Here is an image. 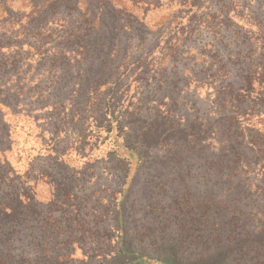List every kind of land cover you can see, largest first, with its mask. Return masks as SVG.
Returning a JSON list of instances; mask_svg holds the SVG:
<instances>
[{"label": "trees", "instance_id": "obj_1", "mask_svg": "<svg viewBox=\"0 0 264 264\" xmlns=\"http://www.w3.org/2000/svg\"><path fill=\"white\" fill-rule=\"evenodd\" d=\"M160 9L167 13L159 57L153 52L143 59L139 41L156 34L147 16ZM129 64L145 76H133L132 89H143L141 101L130 97L131 108L121 117L129 133L110 128L116 148L92 152L99 163L116 160L123 180L112 201L100 198L108 208L92 231L87 213L79 216L86 206L68 202L61 154L53 156L45 134L39 142L44 152H22L16 119L87 115L119 81L115 72ZM41 66L37 74L51 83L36 89L33 71ZM179 66L180 87L167 75ZM156 78L158 88L171 86V94L147 105V86ZM181 101L191 115L174 112ZM141 111L154 114L143 117ZM119 131L124 133L121 126ZM167 142L189 145L194 156L209 161L215 184H228L213 201L218 244L208 264H226L228 238L218 232L232 225H248L243 240L263 244L264 236H256L264 233V0H0V264H182L174 248L156 256L131 246L123 204L147 150ZM45 158L57 164L50 206L36 199L32 184L34 160ZM40 177L52 178L48 170ZM57 202L66 215L75 212L72 220L63 211L52 214Z\"/></svg>", "mask_w": 264, "mask_h": 264}, {"label": "rangeland", "instance_id": "obj_2", "mask_svg": "<svg viewBox=\"0 0 264 264\" xmlns=\"http://www.w3.org/2000/svg\"><path fill=\"white\" fill-rule=\"evenodd\" d=\"M166 13L165 9H160L148 14L146 24L149 30L156 34H149L145 41H139L138 48L144 55L143 59L153 52L155 59L159 57L157 53L161 47L159 30L163 27L162 22L165 20ZM137 41L138 39L134 42ZM42 68L43 66L33 71V75L39 73ZM127 68L130 69L126 70ZM126 69L115 72L119 81L106 89V94L101 95L95 101L87 115L84 113L78 116L63 117L40 113L36 115L35 121L30 122L24 118L16 119L18 127L23 128L19 131L20 136L16 135L20 141L21 148L19 149L22 152L24 150H34L38 154L44 152L45 148H42L39 142L45 134L47 140H50L48 148L54 152L53 156L61 154L60 159L66 162L61 169L64 171V176H67L64 182L69 190L68 202L76 205L80 201V206H86L82 212H79V216L87 213L86 219L91 220V224L86 227L92 231L96 230L97 226L94 225L99 213L104 208H108V204L103 203L104 208L100 206V198H104V202L112 201L119 195L118 192L123 182L122 177L118 176L121 174V167L116 160L99 163L95 160L97 151L94 155L92 152L95 148H102L100 154H104L111 148H116L112 141L111 133L113 132L110 128L113 126L115 133L123 135L129 133L128 127L123 126L121 117L125 116L127 108H131L130 100L132 99L130 97H134L138 102L141 101L140 93L143 89L141 87L137 90L132 89L133 84H136L133 76L135 73L137 77L145 76L141 70L131 64ZM181 69L179 66L178 69L174 68L167 74L171 79L176 80L179 87L184 84L182 79L177 81L176 72ZM74 73V71L71 72V75ZM166 76L161 78L165 80ZM146 82L147 79L142 81L143 84ZM49 83L51 82L47 81L44 76L37 74L32 87L41 89ZM159 83L161 81L156 78L152 84L147 86V90H150V97L145 104L148 105L152 98L161 99L171 94V86L165 88V84H162L158 88ZM186 94L190 100L196 101L191 96L192 92ZM143 95L147 94L143 92ZM172 109L174 112L178 111L185 115L192 114L182 101ZM107 111L109 115H106ZM141 113L143 117L154 114L151 111H141ZM112 116H118L119 123L112 119ZM120 126L124 133L119 131ZM188 148L191 147L185 143L167 142L164 146L147 150L145 157L148 156V158H145L142 166L140 165L137 177L134 178L128 195L123 199L127 228L130 232L128 241L134 248L145 249L156 256L162 254L161 252L165 249L174 248L175 256L182 264H189V262L190 264H208L207 260L218 244L217 237L213 240V237L217 235L212 230L213 201L217 197V189L223 187L226 190L228 184L221 182L215 184L209 161L200 160ZM164 154L172 159L168 162L165 160L160 162L158 158H155L157 155ZM177 156L182 158V161L178 159L177 163ZM56 168L57 164L54 160L47 158L34 160L36 170L34 176L37 178L36 183L32 184L35 188L36 199L44 206L55 203L58 181L55 179ZM43 170H48L52 178L40 177ZM221 198H223L222 195ZM59 205V202L54 205L52 214L60 215L63 211L66 215L64 207L60 211ZM57 207L58 210H56ZM74 215H76L75 212L69 210L66 216L72 220ZM239 222L242 224L241 220ZM71 227L75 225L69 228ZM248 228V225H232L218 232L224 239L228 238L225 240L226 264H264V242L263 244L252 243L249 241L252 238L247 241L243 240L244 230ZM258 234L256 237L264 236V233L258 232Z\"/></svg>", "mask_w": 264, "mask_h": 264}]
</instances>
